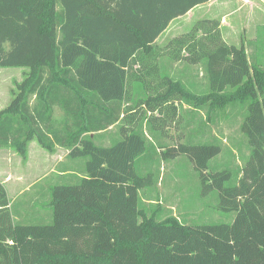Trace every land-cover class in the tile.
Instances as JSON below:
<instances>
[{
	"label": "trees",
	"instance_id": "obj_1",
	"mask_svg": "<svg viewBox=\"0 0 264 264\" xmlns=\"http://www.w3.org/2000/svg\"><path fill=\"white\" fill-rule=\"evenodd\" d=\"M208 1L0 0V68L29 71L0 110V148L24 158L35 139L84 166L77 182L51 188L50 221L42 223L15 222L0 183V264H264V68L227 45L215 19L155 43L171 21ZM162 54L202 61L203 79H174L167 64L156 66L159 79L130 78L135 65L149 67L144 56ZM175 100L192 116L204 105L240 116L243 164H212L222 148L206 120L184 125L188 143L155 147L152 139L180 121ZM111 127L116 139L106 140ZM180 156L197 172L201 196L215 192L230 222L204 216L191 224L170 206L140 200L152 158L156 171Z\"/></svg>",
	"mask_w": 264,
	"mask_h": 264
},
{
	"label": "rangeland",
	"instance_id": "obj_2",
	"mask_svg": "<svg viewBox=\"0 0 264 264\" xmlns=\"http://www.w3.org/2000/svg\"><path fill=\"white\" fill-rule=\"evenodd\" d=\"M248 1L249 3L245 4V1L242 0V2H240V6H243L242 9L232 17V24L236 32L230 35L229 31L227 33L229 37L227 41L237 47L242 46L245 49L247 59L251 61L252 64L264 68V0ZM28 74L29 71L24 68H0V110L10 103L13 98L12 91L16 90L17 85L20 84ZM203 83V81H199L197 84L199 87H197L196 92L199 95L206 91L205 87H203ZM175 104L176 107L180 109L178 114L180 117H178V119H180V121L178 122L177 120L173 124L170 123V126L161 132L159 138L156 137L152 139L155 147L157 143L159 145H164L165 149L166 147L176 146L184 141L187 142L186 140H189L188 136L190 134L184 130V125L188 121H192L193 124L201 127V120H206L210 133L208 134V138L211 137V134L215 135L217 139L221 141L220 146L222 148L221 154L214 159L215 161H213L212 164L217 162L221 168H231L233 165L243 164L244 158H247L248 149L246 142L242 141L246 139H244V136L241 135L240 132V116H230V113L226 112V106L219 109L213 105L211 107L204 105L194 110L198 115L195 114L192 116V114L188 113L191 110L189 108L190 106L185 104L182 100H175ZM191 107L193 108V106ZM209 111L211 114V121H208L206 115ZM215 113L216 116H214ZM58 114L57 112L56 115ZM190 117L191 119L189 120ZM231 120L234 122H231ZM34 140L35 139H32V141ZM36 142L35 144L39 147L40 145ZM31 145L32 142L30 141L25 156L30 153ZM13 152L16 153L15 151ZM230 152H233L235 156L232 157L229 154ZM19 157L20 156H18V162L20 163ZM12 158V156L11 158L8 156L7 161H11ZM156 159L157 157L155 159L152 158V160L155 161L153 164L151 163V172L159 179H156L154 175H152V184L139 193L141 201L145 202L143 198L145 196L159 202L163 209L170 206L174 214H179L184 221L191 224L200 222L203 220L204 216L210 217L213 220L212 223L230 222L231 216L221 213L217 209L218 196L215 192L206 197L201 196L200 181L197 172L193 169L187 157L180 156L174 160L161 163V167L154 171L157 167ZM10 163H13V160L9 163L0 161V168L9 169L13 166ZM138 174L141 176L144 175L142 163L138 166ZM58 180L60 181L59 184H66L64 180L57 177L56 174L47 173V175L40 179L38 183L34 184L28 192L18 197L16 205L19 207L20 203L22 206L24 204H31L33 207L35 206L37 211H41L44 216L47 213L49 214L52 210L51 195L49 194L47 199L45 187L49 183H53V186L57 185L55 181ZM37 191H41L43 197L41 200L35 201L32 198ZM10 198L13 199V196L11 195ZM29 213L34 215L33 209ZM44 216H42L43 219L41 220H34L35 223L44 222ZM47 221H50V219Z\"/></svg>",
	"mask_w": 264,
	"mask_h": 264
},
{
	"label": "crops",
	"instance_id": "obj_3",
	"mask_svg": "<svg viewBox=\"0 0 264 264\" xmlns=\"http://www.w3.org/2000/svg\"><path fill=\"white\" fill-rule=\"evenodd\" d=\"M244 1L245 4L249 3L248 0ZM240 2H242V0H210L207 3L194 7L185 15L171 21L166 30L162 32L156 39L155 43L157 46L162 47L170 39L187 34L195 21L202 19H215L220 23L219 30L223 41L227 45H233L231 43H228L227 38L229 37L227 36V33L230 31L231 35L236 32L234 31V26L232 24V17L235 15V13L239 12L242 9L243 6H240ZM201 35L202 34L199 33L194 40L197 41V39H199ZM203 44L207 49L206 39L204 40ZM187 55L188 54H186V46H183L181 49V56L185 57ZM167 56L168 55L164 54L158 57L144 56V58L146 59V64L149 67H146L138 72V66L135 65L131 70L130 78L134 80L138 78L137 76H143V78L148 80L159 79L161 78L160 71H157L156 66L167 64L169 66H172L168 73L172 76L174 75V79H203L204 74L199 67L200 62L202 61H196L193 64L189 63L188 60L172 62V60H170ZM32 102L33 99H31V103ZM109 131L111 132V134L108 135L109 138L106 140H115L116 137L114 135V128H109ZM34 141L31 140V151L24 158H22L19 154L14 153L11 148H0V161L9 163L13 160V163H10L13 165L11 168H0V183L4 186L7 193L9 208L11 209L15 222L29 223L35 222L34 220L43 219L42 216H44V214L41 211H37L35 206L33 207L31 204H24L22 206V204L20 203V206L18 207L16 205V200L19 196L28 192V190H30L34 184L38 183L40 179L44 178L47 173L50 172L52 174H56L57 177L62 178L66 184L75 183L79 179L84 177V166L82 162L80 160L69 158L67 156V149L54 147L51 151H45L40 146L39 148L35 144L36 141ZM17 155L20 156V163L18 162ZM8 156H10V158L11 156L13 157L11 161H7ZM55 182L59 184L60 181L58 180ZM52 184L53 183H49L45 187L47 199L49 197V194L51 195V188L53 187ZM41 193V191H37L32 199L35 201H38L39 199L41 200L43 197ZM11 195L13 196V199L10 198ZM32 209L34 215L29 213ZM50 214L51 211L49 214H45V221L49 219Z\"/></svg>",
	"mask_w": 264,
	"mask_h": 264
}]
</instances>
